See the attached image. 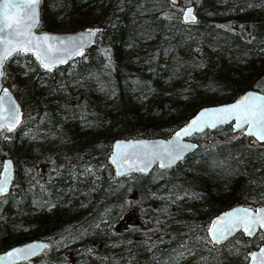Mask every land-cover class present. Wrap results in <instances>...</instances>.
Instances as JSON below:
<instances>
[{"label": "trees", "instance_id": "16d2710c", "mask_svg": "<svg viewBox=\"0 0 264 264\" xmlns=\"http://www.w3.org/2000/svg\"><path fill=\"white\" fill-rule=\"evenodd\" d=\"M189 1L193 23L179 18L184 0L40 1L37 29L69 16L72 26L84 27L80 9L96 4L92 25L99 30L81 55L52 70L19 52L4 63L2 81L22 113L13 130H3L0 159L12 156L19 132L28 130L30 153L12 158V185L22 163L35 177L0 199V250L42 238L49 244L38 259L21 264H243L246 251L235 261L229 240L213 244L206 229L231 205L216 194L221 188L234 203H264V143L225 124L205 130L196 149L169 168L115 177L105 160L116 137L167 135L200 105L230 100L244 88L264 92V0ZM22 58L32 68L24 79L26 71L11 64ZM105 122L111 129L104 135L67 141L81 124ZM52 138L63 141L60 148L46 144L36 157L32 150ZM99 147L104 152L96 158ZM71 165L95 178L87 201L32 217L34 206L70 200L63 193Z\"/></svg>", "mask_w": 264, "mask_h": 264}, {"label": "snow or ice", "instance_id": "6c2138e0", "mask_svg": "<svg viewBox=\"0 0 264 264\" xmlns=\"http://www.w3.org/2000/svg\"><path fill=\"white\" fill-rule=\"evenodd\" d=\"M173 3L176 0H172ZM40 0H0V77L5 75L3 71L4 63L14 56L17 52L28 54L32 53L37 60L48 70L56 63L64 62V55L58 53H69L70 48L59 49L53 44L54 41H75L77 37H56L48 34L42 36H33V29L38 23L37 6ZM185 20L194 22L196 17L192 9L188 8L184 12ZM83 35H95L94 31L89 30ZM35 40V42H34ZM5 101L12 104L10 94L7 89L0 95V106ZM15 111V109H11ZM235 121L233 131H243L246 136H252L255 141L264 143V96L253 93L246 94L237 103L227 106H221L215 109H204L197 114L195 118L180 132L176 133L177 142L173 145L168 155L171 157L167 165L181 159L183 153L194 147V145H181L179 138L189 136L193 131H203L205 127L216 128L219 125ZM18 117H13L8 130L11 131ZM4 127L3 118L0 117V129ZM172 143V142H169ZM116 147H120L117 145ZM134 147V145H128ZM127 158V152L123 153ZM118 157L114 153L113 162ZM150 162L145 163L143 167L133 168L135 171H145ZM9 170V165H5V173ZM118 174H123L118 172ZM6 191V184L0 182V194ZM243 228L247 236H254L258 229H264V208L252 210L250 208H238L230 211L213 221L208 229L209 237L213 243H220L233 235L239 228ZM47 247V245H29L27 249H17V252H29L35 254V249ZM12 255V253H9ZM253 264H264V248L259 253H252Z\"/></svg>", "mask_w": 264, "mask_h": 264}, {"label": "water", "instance_id": "95a60500", "mask_svg": "<svg viewBox=\"0 0 264 264\" xmlns=\"http://www.w3.org/2000/svg\"><path fill=\"white\" fill-rule=\"evenodd\" d=\"M41 1V0H40ZM170 3H173L172 0H168ZM178 0H176L177 2ZM175 2V3H176ZM40 4V3H39ZM39 4L37 6V11H38V22H39V15H40V7ZM191 8L193 15L196 17V11L195 7L192 3H183L180 7L179 10V18L181 22L183 23H193L192 21H187L185 20V15L184 12L186 9ZM196 20V19H195ZM195 22V21H194ZM38 25V23H37ZM36 27L32 30L33 31V36H42L44 34H48L51 36H56V37H77L75 41H69L67 39L63 41H54L53 44L56 48L59 49H65V48H70L71 51L69 53H58V55H64L66 58L64 59V62L62 63H56L52 66L51 70L56 68L59 65H62L66 62H69L73 60L75 57H78L81 55L86 47L90 46L94 42L95 35L97 31L99 30L98 26L92 25V26H84L81 28H77L74 30L70 31H53L49 29H37ZM89 30L94 31L95 35H83L81 34H86L89 32ZM35 42V40H34ZM33 56L36 64L40 67H42L45 70V67L40 63L39 60H37L36 56L33 55L32 53H28ZM7 89L11 100L12 104L5 103L0 106V117L3 118L4 122V127L2 129L8 130L10 124L12 123L13 117H18V122L15 123L14 127H12V130L18 125V123L21 120V113H22V106L20 101L17 99L14 91L6 84L3 83L2 77H0V95L3 94L4 90ZM248 93H253L256 95H261L264 96L263 91H259L253 88H244L241 92H239L234 98L227 100V101H221L217 103H212V104H203L198 106L194 112L180 125L175 127L171 132H169L165 136H125V137H116L112 140L109 151L105 156L106 163L109 165L111 168V172L115 177H120L124 176L130 173H147L149 172L153 167L157 168H169L174 166L176 163H178L186 154L193 152L198 143L195 139V135L202 133L205 130H212L215 128H208L205 127L203 131H193L191 135L189 136H182L179 138V143L181 145H194V147L186 150L181 159L178 161H175L174 163L171 164V166L167 167H162L161 165H167L169 159L171 158L168 153L171 152L173 145L177 142V137L176 133L180 132L183 128H185L192 120L197 116L198 113H200L204 109H215L219 108L221 106H227V105H232L237 103L241 98H243L246 94ZM11 109H15V111H11ZM235 121H231L229 123L231 131H233V124ZM225 124L219 125L223 126ZM218 126V127H219ZM217 128V127H216ZM0 129V130H2ZM243 133V131L241 130ZM250 137L253 141H255V138L252 136ZM172 142V143H169ZM259 142V141H256ZM134 145V147H128V145ZM117 145H120V147H116ZM127 152V158H124L123 153ZM114 153L116 154V157H118L115 162H113L114 159ZM150 162L149 167L141 172V171H135L132 170L133 168H138V167H143L145 163ZM5 165H9V170L7 173H5ZM118 172H122L123 174H118ZM14 177V163L13 160L10 156H3L0 159V182L6 184V191L3 194H0V198L9 193L11 187H12V181ZM238 208H250L252 210H255L257 208H264L263 205H256L255 207H250L246 204L242 203H237L230 205L228 207H225L218 211L216 214L212 215L211 218L208 221L207 225V236L210 240L211 243L212 240L209 237L208 234V229L212 225L213 221H215L217 218L223 216L224 214L233 211ZM261 231L263 235V240L262 242L254 249L250 250L247 252V260L244 264H253L252 260V253H259L262 248H264V229H258ZM237 231H240L242 234L246 235L243 228H239ZM235 231V232H237ZM234 232V233H235ZM233 233V234H234ZM232 236V235H231ZM229 236V237H231ZM247 236V235H246ZM228 237V238H229ZM227 238V239H228ZM225 239V240H227ZM225 240L221 241L220 243L224 242ZM49 242L46 239L42 238H30L25 241L12 244L4 249L0 250V264H18L20 262L30 260L34 257H38L40 253L46 248H39L37 247L35 249V254H30L29 252H17V249H27L29 245H48ZM213 244H219V243H213ZM9 253H12V255H9Z\"/></svg>", "mask_w": 264, "mask_h": 264}, {"label": "rangeland", "instance_id": "374dc122", "mask_svg": "<svg viewBox=\"0 0 264 264\" xmlns=\"http://www.w3.org/2000/svg\"><path fill=\"white\" fill-rule=\"evenodd\" d=\"M184 1H185L184 3H191L189 0H184ZM180 4H181V0H180ZM80 13L82 14V17L86 21V24L84 26H92V20H94L99 15L98 8H97L96 4H91V5H89V7L80 9ZM218 14H221V12L219 11ZM72 17L73 16H69L67 19H65L62 22V24H60L59 26L51 27V29H49V30L70 31V30H74V29L79 28L77 26H72L70 24ZM21 54H23V53H21ZM29 56L33 58L32 55L29 54ZM29 60L22 58L19 61H17L14 59V62L11 63L14 66L17 65L18 67H20L26 71V73L22 74V76H21L23 79L32 74V70H31L32 68H31V65L29 63ZM33 60H34V58H33ZM34 62H35V60H34ZM5 64H6V62H5ZM226 98H227V96L224 95V96H221L220 98H217V101H219V102L225 101ZM217 101H216V103H217ZM207 104H209V103H207ZM61 113L64 116L66 114V110L61 108ZM80 126H81V128H80L79 132L70 136L71 138H69L67 140V141H69V143H73V140H77V141H81V142L84 140H89L90 137L92 136V134L96 133L99 135H102V134L104 135L105 133L109 132L111 129L108 126V123H106V122L104 124L103 123L98 124L95 127L86 126L84 124H81ZM217 129L219 130V127H217ZM3 130L4 129L0 130V139L4 137ZM18 135H19L18 143H16V145L13 147L12 156L10 155L11 158H13V160H14V158H17V157H19L21 160H23V158H26L27 154L30 153V149L32 146V142L26 144V139L30 135L28 130L20 131ZM161 136H165V135H161ZM204 136H205V132L203 131L202 133L195 135V138L196 139H202V138H204ZM55 140H57V139H54V138L47 139L45 142H42L41 145L39 143V146H37V148L33 149L32 151H35V154L37 157L39 155L38 152H40V148H42L46 144L52 143L54 145H58L60 148L59 144H61L63 141L60 140V141L56 142ZM54 145H52V147H55ZM103 152H104L103 149L99 147L97 153L95 154V157L98 158ZM41 156H42V154H40L39 158H41ZM64 169L61 170L59 173L56 170H52V173L49 175V179H51V180L58 179L59 175L62 172H64ZM34 171L35 170H29V167L28 166L26 167V163H22L20 165L19 171L17 172L18 173L17 182H15L12 185L11 190L15 189L19 184H22L23 186L31 185L33 183V178L35 177ZM65 174L69 175V177H70V186L67 187L68 191L64 192L63 194L68 195L70 193V200H68L67 202H62V200H63V198H62V200L58 204L55 203V204H48V205H43V206H41V205L34 206L33 211H31L32 217H37L38 215H41L42 213H44L45 215L50 217L55 212V210L58 209L59 207H62V206L70 207V206H72L74 203V200L78 201L79 203H84L87 201V199L89 198V194H91V192L94 191V184H95V182H94L95 178L92 177V173L88 172V168L87 167L82 168V166H80V165H78L77 167H75L74 165H71V166H69V169H67L65 171ZM66 175H61L60 177H63ZM79 176H82V179L78 178ZM75 184H77L76 187H74ZM74 190H77V192H74ZM216 194L218 196H220V198L225 203H227L228 205L236 204V203L232 202L233 196L231 195L229 189L221 188L216 192ZM237 203H240V202L238 201ZM32 231H33V228L29 229L27 234L31 233ZM16 236H17V231L15 230V232L11 235V237H16ZM245 240L246 239L242 234L237 233L229 241V244H230L229 247L232 249L231 255L235 259V261L240 259L239 254H240V251L242 249L244 251L248 250L249 243ZM255 241L256 240H253V242H255ZM38 257H34V258L30 259V262L36 261L38 259ZM19 264H21V263H19ZM63 264H65V261Z\"/></svg>", "mask_w": 264, "mask_h": 264}, {"label": "flooded vegetation", "instance_id": "af4514ba", "mask_svg": "<svg viewBox=\"0 0 264 264\" xmlns=\"http://www.w3.org/2000/svg\"><path fill=\"white\" fill-rule=\"evenodd\" d=\"M220 127V126H219ZM233 132H239V131H233ZM250 138V137H249ZM251 139V138H250ZM252 140V139H251ZM253 141V140H252ZM256 142V141H255ZM237 204V203H236ZM242 204H246V205H248V206H250V207H255L256 205H263L264 206V203H242ZM242 234L240 231H237V232H235L231 237H229L228 238V240L230 241V239L234 236V235H236V234ZM244 237H245V241H247L249 244L252 242L253 243V247L252 248H250L249 246H248V250L246 251V257L244 258V260H243V264L246 262V260H247V252L248 251H250V250H252V249H254V248H256L261 242H262V240H263V235H262V233H261V231L260 230H258L257 231V234L256 235H254V236H246V235H244V234H242ZM253 240H256L255 242H253ZM42 253V252H41ZM26 261H29L30 262V260H26ZM26 261H23V262H20V263H24V262H26ZM32 262H35V261H32ZM19 264V263H18ZM68 264H70V263H68Z\"/></svg>", "mask_w": 264, "mask_h": 264}]
</instances>
